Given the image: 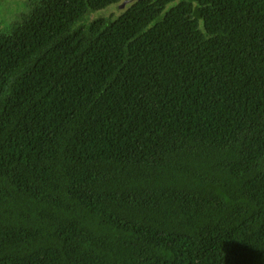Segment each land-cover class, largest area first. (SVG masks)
<instances>
[{"label":"trees","instance_id":"obj_1","mask_svg":"<svg viewBox=\"0 0 264 264\" xmlns=\"http://www.w3.org/2000/svg\"><path fill=\"white\" fill-rule=\"evenodd\" d=\"M120 1L0 32V264H264V0Z\"/></svg>","mask_w":264,"mask_h":264},{"label":"flooded vegetation","instance_id":"obj_2","mask_svg":"<svg viewBox=\"0 0 264 264\" xmlns=\"http://www.w3.org/2000/svg\"><path fill=\"white\" fill-rule=\"evenodd\" d=\"M40 0H0V32L12 31Z\"/></svg>","mask_w":264,"mask_h":264},{"label":"water","instance_id":"obj_3","mask_svg":"<svg viewBox=\"0 0 264 264\" xmlns=\"http://www.w3.org/2000/svg\"><path fill=\"white\" fill-rule=\"evenodd\" d=\"M139 0H121L119 3L112 5L110 8H107L98 13V17L100 16H108L112 12L117 15H121L125 10L129 9L133 4H135ZM96 17L95 12H91L88 16H86L87 21L93 20Z\"/></svg>","mask_w":264,"mask_h":264}]
</instances>
